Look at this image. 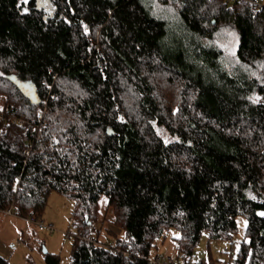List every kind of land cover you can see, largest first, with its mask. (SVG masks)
Wrapping results in <instances>:
<instances>
[{
    "label": "trees",
    "instance_id": "1",
    "mask_svg": "<svg viewBox=\"0 0 264 264\" xmlns=\"http://www.w3.org/2000/svg\"><path fill=\"white\" fill-rule=\"evenodd\" d=\"M52 2L48 17L0 0V212L43 219L52 191L73 199L70 264H154L170 228L189 264L243 217L233 264H264V7ZM103 194L122 232L107 242L86 238Z\"/></svg>",
    "mask_w": 264,
    "mask_h": 264
},
{
    "label": "rangeland",
    "instance_id": "2",
    "mask_svg": "<svg viewBox=\"0 0 264 264\" xmlns=\"http://www.w3.org/2000/svg\"><path fill=\"white\" fill-rule=\"evenodd\" d=\"M261 1L264 3V0ZM160 132L166 140L175 138L163 128H160ZM73 209V199L57 191L50 193L42 217L55 224L56 229L52 232L39 230L28 217L7 211L0 212V255L8 258L12 264H48L45 258L47 252L57 254L60 258L59 264H70L74 235L77 232L72 223ZM111 214L108 197L103 194L100 198L98 219L93 222L97 226L92 234L94 239L107 242L114 240L116 235H122L119 227L110 220ZM238 222L239 227L232 240L209 239L208 233L204 232L194 248L189 264H233L246 231V220L239 217ZM179 233V230L170 228L164 238L156 241L157 248L154 247L151 254L158 252L164 255V252H173L175 237ZM170 255L176 256V252Z\"/></svg>",
    "mask_w": 264,
    "mask_h": 264
},
{
    "label": "built area",
    "instance_id": "3",
    "mask_svg": "<svg viewBox=\"0 0 264 264\" xmlns=\"http://www.w3.org/2000/svg\"><path fill=\"white\" fill-rule=\"evenodd\" d=\"M229 2H236V1H242V0H228ZM249 3L254 4L258 9H261L264 7V3H262L261 0H243ZM40 118H42V115H39ZM22 123V122H20ZM8 213H12V209L7 210ZM28 220L31 221L32 223L36 224L39 230H46V231H54L56 229L55 224L53 222H47L41 217L37 216L34 211H31ZM97 229V226L95 224L92 225V229L87 232L86 238L89 240H96L92 236L93 232ZM70 234L69 232H67ZM108 246L112 249V251H116V247L114 243H108ZM176 259L174 255H165L164 257H158L153 258L152 261L154 264H175Z\"/></svg>",
    "mask_w": 264,
    "mask_h": 264
},
{
    "label": "water",
    "instance_id": "4",
    "mask_svg": "<svg viewBox=\"0 0 264 264\" xmlns=\"http://www.w3.org/2000/svg\"><path fill=\"white\" fill-rule=\"evenodd\" d=\"M36 5L37 8H45V10L48 12V17H53L56 11V6L53 4L52 0H36ZM28 90V89H27ZM107 132L110 135H114L117 134L116 132H114V130L108 126L107 127ZM88 224H91V222L89 221Z\"/></svg>",
    "mask_w": 264,
    "mask_h": 264
},
{
    "label": "crops",
    "instance_id": "5",
    "mask_svg": "<svg viewBox=\"0 0 264 264\" xmlns=\"http://www.w3.org/2000/svg\"><path fill=\"white\" fill-rule=\"evenodd\" d=\"M175 244H176V243L174 242V247H175ZM174 251L176 252V248L174 249ZM174 251H173V252H174ZM173 252L167 251V252H164V253H165V254H166V253L173 254ZM156 254L162 255V253L160 254V253H158V252H156Z\"/></svg>",
    "mask_w": 264,
    "mask_h": 264
},
{
    "label": "snow or ice",
    "instance_id": "6",
    "mask_svg": "<svg viewBox=\"0 0 264 264\" xmlns=\"http://www.w3.org/2000/svg\"><path fill=\"white\" fill-rule=\"evenodd\" d=\"M25 3H27V0H24Z\"/></svg>",
    "mask_w": 264,
    "mask_h": 264
}]
</instances>
